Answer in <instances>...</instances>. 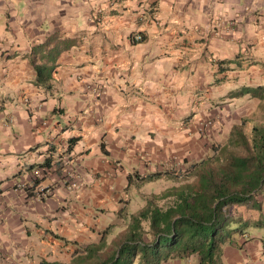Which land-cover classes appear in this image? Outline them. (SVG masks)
<instances>
[{
    "label": "crops",
    "instance_id": "1",
    "mask_svg": "<svg viewBox=\"0 0 264 264\" xmlns=\"http://www.w3.org/2000/svg\"><path fill=\"white\" fill-rule=\"evenodd\" d=\"M243 86L264 87V0H0V264H69L101 239L106 256L146 204L143 176L202 159L201 119L228 134L241 98L260 104L231 96ZM258 200L212 264H264Z\"/></svg>",
    "mask_w": 264,
    "mask_h": 264
},
{
    "label": "trees",
    "instance_id": "2",
    "mask_svg": "<svg viewBox=\"0 0 264 264\" xmlns=\"http://www.w3.org/2000/svg\"><path fill=\"white\" fill-rule=\"evenodd\" d=\"M36 68L40 79V69ZM246 94L264 99V87L243 86L231 92L234 97ZM238 128L232 126L227 141L243 146L245 154L227 152L225 145L217 161L202 158L185 170L170 171L179 177L190 174L193 180L169 188L165 195L172 201L166 206L147 200L144 207L130 215L124 239L106 256L97 252L104 245L101 239L93 250L69 264H161L191 255L198 264H212L222 244L230 243L235 234L247 233L248 224L238 208L249 205L261 209L258 196L264 192V123L252 126L250 139ZM218 152L216 149L213 154ZM162 172L149 173L143 179L151 180ZM254 224L264 227V216ZM39 264L63 263L43 260Z\"/></svg>",
    "mask_w": 264,
    "mask_h": 264
},
{
    "label": "rangeland",
    "instance_id": "3",
    "mask_svg": "<svg viewBox=\"0 0 264 264\" xmlns=\"http://www.w3.org/2000/svg\"><path fill=\"white\" fill-rule=\"evenodd\" d=\"M214 106H217V105H214ZM231 114L236 118V120H233V125H238L239 127L238 129L246 135L247 139H250L252 126L256 123H264V99H261L260 104H256V102H253L252 99L250 98H241L233 106V111L231 112ZM228 136H229V133L228 134L226 133L224 126L221 125L220 122H218V119L215 116H209V117H205L201 119L200 122L198 123V137L200 140H202L203 149L199 151V156L201 155L200 157L204 159L217 161V159L221 157L220 146L223 143L227 145V149H228L227 152L234 151L236 154H245V150L243 146L241 145L236 146V145L228 144V141H227ZM216 149L219 152L215 156V154H213V151ZM160 165H163V166L159 169V171H163V172H166L169 170H171V172L172 170H175V171L185 170L186 168L183 162L174 163L171 165L169 164L168 168H166L167 166L165 163L160 164ZM166 174H170V172L169 173L167 172ZM181 176L182 177H179V175L175 176L172 174L171 175L172 178L166 179L164 181H158V182H157V178L148 180L147 182H152L151 184L152 188L149 189L148 192H142L140 194L142 196H146L147 200L152 201L154 204H157L159 206H166L172 201L171 196L165 195L166 191L169 188L173 186H177L181 182L185 183L187 181L190 182L193 180L192 177H190V174L189 175L184 174ZM167 185H171V186H167ZM244 207L245 205L238 208L239 214H240V211H243ZM144 226L147 227V224H144ZM116 244L114 246H116Z\"/></svg>",
    "mask_w": 264,
    "mask_h": 264
},
{
    "label": "built area",
    "instance_id": "4",
    "mask_svg": "<svg viewBox=\"0 0 264 264\" xmlns=\"http://www.w3.org/2000/svg\"><path fill=\"white\" fill-rule=\"evenodd\" d=\"M134 42L142 41V36L137 34L133 37ZM68 157H63L62 165L63 167L61 170L64 172V177H62L63 183L65 184L66 188L71 191H75L79 188L80 185V177L78 174H75L74 171L68 170L66 168L68 164ZM50 170L48 166H43L41 168H35L32 170V175L34 178H40L44 173H47ZM17 187L21 190H25L28 188V184L25 181L17 182Z\"/></svg>",
    "mask_w": 264,
    "mask_h": 264
}]
</instances>
